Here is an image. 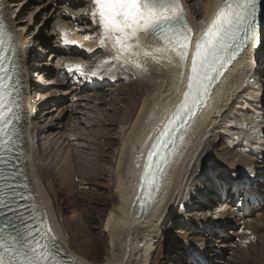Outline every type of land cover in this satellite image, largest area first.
<instances>
[{"label": "rangeland", "instance_id": "obj_1", "mask_svg": "<svg viewBox=\"0 0 264 264\" xmlns=\"http://www.w3.org/2000/svg\"><path fill=\"white\" fill-rule=\"evenodd\" d=\"M26 1L23 7L28 6L24 11L22 7L17 9L23 13L16 20V32L19 34L22 30L30 45L33 38L41 39L42 43L47 34H56L53 20L56 19L57 13H60L62 17V6H58L54 0L31 1L33 3ZM18 2L22 3L21 0ZM207 2L208 0H187L189 10L196 19L204 16V7ZM68 8L70 6L67 5ZM55 9L57 11L54 13ZM73 10L81 23L83 20L82 26L88 28V31L82 32L86 41L92 40L98 43L103 33L91 23L88 9L78 5V7L74 6ZM47 49L50 53L48 61L54 58L51 60L54 65H61L63 57L58 52L52 51L50 47ZM99 50L103 51L93 60L88 61L89 67H94L103 60L111 58V52L108 49L100 48ZM31 67H33L32 62ZM33 68L35 70L31 72L36 75V81L48 70L47 66L40 64ZM104 79L101 78V80ZM160 80H151L152 86L149 83L150 80L139 77L128 62L120 63L114 72V79L109 82L112 85L102 86L100 89H85L84 92L70 93L61 88L63 85L56 83L53 93H44V96L54 98L58 102L57 106L51 108L48 99H45L42 108L49 110L46 119L38 115L33 120H29L33 130L32 152L37 174L42 180L41 187L43 186L42 189L47 190L53 199L57 220L69 241V245H65L66 250L76 256L81 264H104L112 256H116L117 260L122 256L120 247L112 249L109 233L105 229L109 210L119 199L116 188L119 150L129 135L130 127L140 109L139 106L145 97L150 98L154 95V82L159 83ZM42 87L41 90L35 91L33 96L32 91L30 92V98L33 103H36V107L38 106V102H34L36 95L39 94V97H42L41 92L49 89L47 86ZM241 103H235L234 108L218 120L219 124L215 126L211 124V128L218 126L215 130H218L219 134L217 135L212 129L213 140L209 141L210 137L206 136L208 138L206 145L203 143L202 146L200 145V151H202L197 154L194 167L192 166L187 179L181 182L184 187L183 200L179 204L176 203L174 214L170 211L169 219L164 224L162 222L160 237L157 238L156 247L150 253L149 264H211V262L212 264H264V255L260 257L259 251L260 238L264 235V221L260 220L259 215L264 211L257 212L264 207L256 206V203L264 206V176L254 180V190H249L250 193L247 196L243 191L237 193L232 191L234 195L231 201L236 200L241 192L237 200L240 204L234 201L233 206L237 207V211L241 206L240 213L246 217L240 220V213L234 212V227H231L229 231L228 228L233 222L230 211L233 206L228 207L225 205L226 200L223 202L216 198H212L209 202V196L214 193V188H207L205 184L210 181L203 180H206L204 175L206 172L209 176L213 174L212 177L215 180L219 178L222 183L231 184L234 174L228 170L229 167L242 173L251 166L248 165L249 163H253V160H247L248 153L245 155L241 153L242 149L232 140L229 129L238 125L242 121L241 118L248 115L245 105ZM63 108H65L64 111ZM236 118L240 120L237 121ZM226 134L230 135L229 138ZM71 145L74 152L70 158L76 157L73 161L76 163L70 161L68 163L71 165L67 163L68 166L61 161L60 152L67 153ZM85 157H87L86 161ZM253 166H251L252 169H254ZM205 167H208V172L204 170ZM256 170H261L264 174L260 165ZM246 206L254 207L255 213L249 215V211L245 209ZM222 217L226 220L217 221ZM255 218H257L255 225H258L260 233L257 232L249 238L241 224L245 225L243 220L254 221ZM218 226L225 229L229 235L218 234L215 230ZM143 257L140 250H136L133 256L126 258L125 263L140 264Z\"/></svg>", "mask_w": 264, "mask_h": 264}, {"label": "bare ground", "instance_id": "obj_2", "mask_svg": "<svg viewBox=\"0 0 264 264\" xmlns=\"http://www.w3.org/2000/svg\"><path fill=\"white\" fill-rule=\"evenodd\" d=\"M18 1L19 0H15L13 7L17 9L22 7L23 10L27 8L26 5L23 7V3H19ZM180 2L184 7L187 23L193 30L191 33L193 39L189 44L190 55L186 67L181 64L178 56H176L175 53H154V48L156 45H150L146 43L142 45L140 49H133L134 52H139V56H129L122 52L118 54L116 49L113 47V42L105 38L103 34L98 43H95L94 45L91 42L85 43L88 45L86 51H98L101 48L108 49V51L111 52V60L105 59L101 63H98L96 66H94L95 68L92 67L93 70L98 72L100 78L108 76L110 78L109 82H112L117 65L123 62H128L135 73L139 77L150 80L149 83H151V85V80L161 79L159 83L154 82V95H152L150 98H148V96L145 97L142 101V104L139 106L140 109L138 110L132 127H130L129 135L127 134L128 137L119 150L120 160L117 168L118 183L116 185L119 199L118 202L114 204L109 210L108 216L106 218L105 229L109 233L112 249L120 247L122 256L119 257L118 260L116 256H112V258H109L104 264H126V258L133 256L136 250H140L142 256H144L140 261V264H149L151 257L150 253L156 247L155 242L157 238L160 237V229L170 217L169 212L171 211L174 214V209L177 207L176 205L183 200L184 187L181 182L187 179L192 166L194 167L197 160V154H200L202 151H200V145L207 142L208 138L205 136L208 137L211 135L213 129L211 128V124L214 126L219 124L218 120H220L223 116H226L230 109L232 110L234 108L233 105L237 102H242L241 104L245 105L246 111H249L251 117L261 111L260 104L264 97L262 94L264 92V78L261 81H257L255 78L257 77L258 73H261V71L264 72V22L262 21L260 22L258 28H256L255 45L249 43L247 47H245V51L237 56V58H235L230 64L226 65L225 69L223 70V74L218 77V80L209 96L207 103L204 105L199 115L193 121H191L188 131L183 136L181 143L176 146V151L172 152L169 156L170 163L165 170L163 179L160 181V188L153 194L154 201L144 205L143 208L141 207L140 200L143 198V196L142 193L138 194V187L147 154L150 151L157 134L159 135V132H161L160 130L166 123L169 115L176 109L179 103L182 102L183 91L187 90V76L190 74L191 53H194L195 51V37L202 36L207 24L212 18H214L216 12L219 10L218 6L221 5L224 0H208L204 7V16H201L202 18L199 19H196L192 15V12L189 10L187 5V0H180ZM72 4L82 6V4L77 2ZM65 9L67 8L65 7ZM68 9L70 10V8ZM56 11L57 10L55 9L54 13ZM70 12H72V10H70ZM88 12H90V10H88ZM31 13L33 12L31 11ZM59 14L60 13H57V18ZM43 15H45V11ZM61 15L62 17L64 16L63 10L61 11ZM16 20L11 19L9 13L6 15V22L8 23L12 32V44L17 51V62L21 65L20 67L22 69L21 62L23 59H25L26 53H29L30 43L29 40L26 39V34L22 30L19 34H17L15 29L17 25ZM59 22L63 25L65 24L64 20H59ZM82 28L83 30L88 31V28L84 25ZM55 35V33L47 34L45 39L49 41L48 44L53 42L52 39ZM67 36H69L68 30ZM73 36L75 37V34H73ZM102 40L104 41L103 45L101 44ZM133 43L135 42L133 41ZM22 51L23 54L21 53ZM145 52L148 53L147 56L145 55ZM56 57L57 56H55V58ZM69 60H71V58H69ZM87 63L88 62L84 64L82 62L81 70H79V72L84 71L85 67L89 68ZM39 75L40 73L37 75V78ZM57 77H59V80L63 83V85L68 83L64 77H61V75L57 74ZM19 80L23 87V91L21 93V105H26L29 97V112L31 113V116H34V108L36 110L37 107L36 103H33L32 99L30 98L29 92L32 91V86L39 87L40 82L39 80H35V83L29 81V91L27 92L25 87L28 85V82L24 78L23 70H21ZM60 81H56L57 85H61ZM39 100L42 103V97H40ZM66 109L68 111V108ZM24 110L25 109L23 107L22 121L26 119ZM64 110L65 108H63V111ZM232 116L233 115H231V117ZM247 116L245 115L244 117ZM247 119L249 118H246V120ZM239 120L240 119L237 121ZM246 122L250 123L249 121ZM242 123L243 121L239 122V125ZM259 129L264 131L263 126H261ZM247 131H249V135H247L246 138H257V134L254 133L253 128L248 127ZM20 134V141L22 145L20 146L19 154H22L23 159L26 161L24 166L26 168L25 174L27 177V182L29 183V191L35 197L34 201L37 207V214L44 217L45 223L53 230L52 235L56 237V247L53 250L59 253V258L62 259L66 264H81L76 256H74L70 251L68 252L66 250L65 245H69V241L59 221L57 220L53 199L47 190H43V186L41 187L42 180L41 178L39 179L37 174L32 152L33 130L31 126L29 125V130L26 132V124L22 123ZM26 134L28 136V140H31V142L29 141L30 144L28 143V140L25 139ZM246 138H243V140ZM205 145H203V147ZM247 147V153L249 154L247 155V160L252 161L255 158L251 157L250 155L255 154L253 149H251L252 146L247 144ZM198 151L199 153H197ZM72 152H74L72 145L69 147L67 153L60 152L62 154L61 161L64 162V165H71L68 162H73L75 160L76 157L70 158ZM263 154L264 149H260V155L263 156ZM86 160L87 157H85V161ZM259 160L262 163L264 162L262 158H259ZM82 162L79 161V163ZM254 163L256 162L254 161L252 164L249 163L248 165L252 166ZM251 166H249L250 168L247 167L245 170H243L242 173H238L233 167L228 168V170L232 171L234 174L231 185L237 183V181H240L242 184V187L235 189L233 192L237 193L240 191V189H242V191L247 196L248 193H250L249 190H254V180L258 178L261 179V177L264 176L261 170L252 169ZM204 175L206 180L214 179L212 177L213 174H211L212 176H209L205 172ZM236 185L237 184H235V187ZM245 209L249 211V215L251 213H255L254 207L246 206ZM259 216L260 220L264 221V212ZM245 217L246 216L243 217V214L240 213V220ZM256 220L257 218H255L254 221L243 220L245 225L241 224L244 227L243 229L247 231V236H249V238L252 237L251 235H254L260 231L258 225H255ZM49 243L51 244V242ZM259 247V251L261 253L260 257H262L264 255V235L260 238ZM113 255H115V253H113Z\"/></svg>", "mask_w": 264, "mask_h": 264}, {"label": "snow or ice", "instance_id": "obj_3", "mask_svg": "<svg viewBox=\"0 0 264 264\" xmlns=\"http://www.w3.org/2000/svg\"><path fill=\"white\" fill-rule=\"evenodd\" d=\"M4 7L0 2V264H65L53 250L56 247L53 230L44 217L37 214L35 203H29L34 197L15 159L18 147L14 140L18 131L15 121L20 117L10 105L15 104L18 109L19 103L10 97L13 91L19 95L20 89L11 84L13 76L6 67L11 64L6 54L12 49V32L3 15ZM218 7L202 36L195 37V51L191 53L190 74L182 102L148 153L142 185V190L146 186L148 191L144 193L142 208L154 201L152 193L160 188L170 163L168 153L176 151V133L186 127V121L199 114L198 110L205 105L213 83L223 74L226 65L249 43H256L257 0H224ZM90 17L91 23L113 42L118 54L139 56L133 49H140L147 43L156 45L154 53H175L181 64L187 66L193 30L187 23L180 0H91ZM61 35L64 45L80 46L77 41L68 39L67 30ZM67 67L71 70L70 65ZM80 67L77 65L75 70L79 71ZM97 76L96 71L91 73V78ZM16 84H20L19 78ZM165 144L169 147L162 150Z\"/></svg>", "mask_w": 264, "mask_h": 264}]
</instances>
